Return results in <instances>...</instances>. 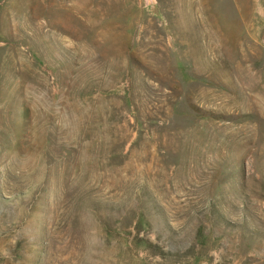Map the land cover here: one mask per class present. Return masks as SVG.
<instances>
[{"label": "rangeland", "instance_id": "obj_1", "mask_svg": "<svg viewBox=\"0 0 264 264\" xmlns=\"http://www.w3.org/2000/svg\"><path fill=\"white\" fill-rule=\"evenodd\" d=\"M0 264H264V0H0Z\"/></svg>", "mask_w": 264, "mask_h": 264}]
</instances>
